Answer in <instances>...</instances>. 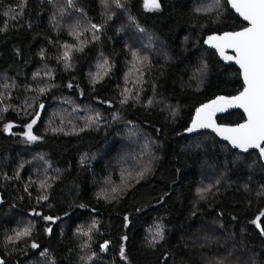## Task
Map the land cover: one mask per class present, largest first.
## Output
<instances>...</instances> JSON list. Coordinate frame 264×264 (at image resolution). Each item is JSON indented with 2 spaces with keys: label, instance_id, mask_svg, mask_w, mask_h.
I'll use <instances>...</instances> for the list:
<instances>
[{
  "label": "trees",
  "instance_id": "obj_1",
  "mask_svg": "<svg viewBox=\"0 0 264 264\" xmlns=\"http://www.w3.org/2000/svg\"><path fill=\"white\" fill-rule=\"evenodd\" d=\"M67 2L0 0L3 264H264L259 152L187 131L197 109L220 113L243 89L240 70L204 45L243 20L227 0H71L60 26L85 34L70 33L57 25ZM127 148L134 173L121 176Z\"/></svg>",
  "mask_w": 264,
  "mask_h": 264
},
{
  "label": "snow or ice",
  "instance_id": "obj_2",
  "mask_svg": "<svg viewBox=\"0 0 264 264\" xmlns=\"http://www.w3.org/2000/svg\"><path fill=\"white\" fill-rule=\"evenodd\" d=\"M114 2L117 7H123L120 0H114ZM231 2L232 6L241 12L251 26L241 32L225 34L224 37H209L206 42L218 41L214 46L221 49V54H223L224 48L235 49L236 56L226 58L235 59L240 64L243 69L246 87L240 96L233 97L229 103L235 102L240 107H243L248 113V121L245 124L238 125L236 128L218 129V131L221 134L229 133L227 138L237 147L244 149L250 147L258 148L261 156L264 157V147H261V144H264V0H231ZM69 3H71V0H69ZM144 6L149 10H159L160 3L159 0H144ZM197 11H200V9H197ZM92 28L99 30L97 25H92ZM141 31L143 30L141 29ZM96 38L98 37H94V39ZM79 50L82 51L83 49L80 48ZM135 55L133 53L134 57ZM64 56L66 59L70 58L69 51H65ZM41 92H43V89H41ZM125 92L127 93L128 90L126 89ZM126 99L127 96L123 102H126ZM39 107L43 108V105L41 104ZM209 107V105H205L203 109ZM203 109H197L198 117ZM35 123L36 120L34 119L32 123L27 125L28 131L24 133V136L30 142L39 139V137L32 134V126ZM11 127V124L5 125L6 130L11 129ZM201 127H212L210 115L208 121L201 119L193 121L192 128L187 129V131H193V129ZM129 176H131V173H129ZM137 176L143 178L144 172H138ZM207 190L200 189L199 191L205 192ZM112 191L115 193L121 191V189L113 188ZM43 199H47V197H43ZM36 215H40V213H36ZM261 216H264V213H261ZM43 219L51 221L53 217L45 216ZM259 219L260 217H257L253 223L258 224ZM47 231L50 232L51 229L49 228ZM260 231L264 234V227H261ZM90 232L91 229L84 234L90 235ZM30 235L31 226H26L16 231L15 236L9 237V240L20 239ZM161 239H163V228L158 225L150 243L154 245ZM32 247L35 248L38 245L33 243ZM103 247L106 248L107 245L105 244ZM120 254L122 257L124 256L123 248ZM88 259H91V257H88ZM0 264H3L2 260H0Z\"/></svg>",
  "mask_w": 264,
  "mask_h": 264
},
{
  "label": "water",
  "instance_id": "obj_3",
  "mask_svg": "<svg viewBox=\"0 0 264 264\" xmlns=\"http://www.w3.org/2000/svg\"><path fill=\"white\" fill-rule=\"evenodd\" d=\"M229 5H230V8L243 20V22L246 24L245 27H243L242 29L240 30H237V31H229V32H224V33H221V34H218V33H214V34H209L205 37L204 39V45L215 51L219 58L227 65H235L239 70H240V73H241V77H242V80H243V83H244V86H243V89L238 93L236 94L235 96H232V97H229L227 98V101H228V104H226L222 110V112L220 113H216L212 110H204L201 112L200 116H196L195 120H198V119H201V120H205V121H208L209 119V115H210V122L212 124V127H201L199 128V130H204V131H208L214 135H216L221 141L229 144L233 149L235 150H239V151H244V152H252V151H257L259 152V155L264 163V157L261 156L260 154V150L258 148H255V147H250V148H247V149H244V148H240V147H237L235 146L231 140H229L227 137L229 135V133L225 132L224 134H221L220 131H218V129H232V128H236L238 125H241V124H245L247 121H248V113L245 111V109L243 107H240L238 105V103H229V101H232V98L233 97H237V96H240V94L244 91L245 87H246V84H245V80H244V75H243V69L241 68L240 64L237 63V61L235 59H227L226 57H234L236 56V51L235 49H232V48H224V51H223V54H221V49L218 48V47H215L214 45L216 43H218V41L216 40H213L212 42H206L208 41L209 37H224L225 34H230V33H237V32H241L243 31L245 28H248L250 27V22L247 21L244 16L241 14L240 11H238L236 8H234L232 6V2L231 0H227ZM212 107V106H211ZM232 110H241L244 112L245 114V121H243L242 123L240 124H237V125H229V124H221L219 123L218 119H217V115L218 114H222V113H226V112H229V111H232ZM261 147H264V144H261ZM5 203V200L3 198V195L0 193V206L3 205Z\"/></svg>",
  "mask_w": 264,
  "mask_h": 264
},
{
  "label": "rangeland",
  "instance_id": "obj_4",
  "mask_svg": "<svg viewBox=\"0 0 264 264\" xmlns=\"http://www.w3.org/2000/svg\"><path fill=\"white\" fill-rule=\"evenodd\" d=\"M67 3H68V2H67ZM71 6H72V5H71L70 3H68L67 6H65L64 4H63V5H60L59 8H63V11L61 12L60 9H59L60 14H61V19H60L59 21L57 20V21H58V22H57V25H58V26H60V25H61V22H63L64 17H65V15H66V13L69 11V9L71 8ZM198 7L201 8L199 5H198ZM75 20H77V18H76ZM59 28L63 29V30L66 31V32H70V33H73V32H72L73 29H77V30L82 31L83 34H85V30H84V28H82L81 26L71 25L70 27H65V25H64L63 27L60 26ZM83 41H84V40H80V41H79V43H78V47H79L80 44H82ZM78 47L72 46L71 49H72V50H73V49H77ZM223 108H224V105L221 104V105H218V106L216 107L215 110H220V109L223 110ZM129 151H130V149L127 148V153L124 154L123 157H120V158H119V161H121V163H120V173H121V176H125V175H126V176H129V173H131V174L134 173V171H132V169L129 167L128 162H124V161H123V159H125L126 157L129 156V155H128ZM119 161H118V162H119ZM235 254H236V255H239V253H237V252H235Z\"/></svg>",
  "mask_w": 264,
  "mask_h": 264
}]
</instances>
